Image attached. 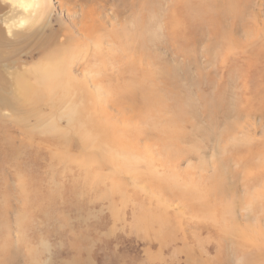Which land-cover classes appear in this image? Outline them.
Returning a JSON list of instances; mask_svg holds the SVG:
<instances>
[{
	"label": "rangeland",
	"instance_id": "1",
	"mask_svg": "<svg viewBox=\"0 0 264 264\" xmlns=\"http://www.w3.org/2000/svg\"><path fill=\"white\" fill-rule=\"evenodd\" d=\"M45 2L0 0V264L264 263V245L240 241L253 228L264 242V169L246 164L249 147L264 158V2L242 21L220 0ZM52 54L67 72L55 86L37 70ZM134 78L160 86L159 126L173 119L184 142L162 148L143 126L122 96ZM122 133L127 144L109 139ZM135 143L145 154L131 161L122 149ZM214 174L226 195L162 188L206 190Z\"/></svg>",
	"mask_w": 264,
	"mask_h": 264
},
{
	"label": "bare ground",
	"instance_id": "2",
	"mask_svg": "<svg viewBox=\"0 0 264 264\" xmlns=\"http://www.w3.org/2000/svg\"><path fill=\"white\" fill-rule=\"evenodd\" d=\"M43 1V0H42ZM211 2L212 1H214V3L213 4H215V2L216 1H218V0H210ZM221 2V4L222 3H224L223 5V9L221 10V11H227V14L228 13H230V12H232V11H238L237 12V15L240 17L241 16V21L243 20V18H245V16H247V14L249 13V11H260L261 10V6L263 5V2H264V0H220ZM218 3V2H217ZM44 4H46V2H45V0H44ZM46 8V7H45ZM215 10V9H214ZM252 13H254V12H252ZM256 13V12H255ZM260 13V12H259ZM234 15V14H233ZM259 15V14H258ZM254 16V15H253ZM250 17H252V16H250ZM255 17V16H254ZM249 19H247V21H248ZM254 20V19H253ZM250 21H252V19L250 20ZM254 22V21H253ZM257 22V21H256ZM255 22V23H256ZM241 24H243L244 26H246V21H243V22H241ZM249 25V24H248ZM247 27V26H246ZM246 27H244L245 29H246ZM250 29V28H249ZM218 30V29H217ZM241 30V29H240ZM247 30V29H246ZM256 30V29H255ZM259 30V29H258ZM251 31V30H250ZM249 31V32H250ZM260 31V30H259ZM261 31L264 33V27H262V29H261ZM223 34H224V37L226 38V40H228V38L230 37V35H229V33L228 32H226L225 31V33L224 32H222ZM244 33V32H243ZM247 34V33H246ZM250 34V33H249ZM253 34V33H252ZM258 34V33H257ZM259 35V34H258ZM262 35V34H261ZM264 35V34H263ZM222 36V35H221ZM255 37V36H254ZM254 40V39H253ZM257 40V39H256ZM109 45V49H110V51H112L113 50V48L115 47H112V44L111 43H109L108 44ZM64 49V48H63ZM71 49V48H70ZM65 50H66V48H65ZM60 52H63L64 53V51L63 50H59ZM68 51V50H67ZM59 52V53H60ZM69 52V51H68ZM67 52V53H68ZM113 52V51H112ZM71 53V52H70ZM74 53V52H73ZM84 53V52H83ZM61 54V53H60ZM87 54V53H86ZM85 54V55H86ZM62 55V54H61ZM52 56H54L55 58H51L52 59V62L51 63H49V64H47V66H45V67H39L37 70L39 71V73H40V75L42 76V80H43V84H49L48 82L49 81H52V84H50L51 86H55L57 83L59 84V83H61V84H63V80H64V78H65V76L67 75L66 73V70L65 69H63V67L62 66H60V63L62 62L61 61V59L63 60V58L61 57V56H58V55H54V54H52L50 57H52ZM67 56V55H66ZM66 56H65V58H66ZM70 56V55H69ZM75 57V56H74ZM67 60H70L68 57H67ZM71 61V60H70ZM48 63V62H47ZM157 67V66H156ZM155 67V68H156ZM130 71V70H129ZM37 72V71H36ZM163 73V74H162ZM161 74V76H164V69H159V75ZM141 76V75H140ZM135 77V76H134ZM142 77V76H141ZM171 77H172V75H171ZM66 78H67V76H66ZM163 79V78H162ZM167 79V78H166ZM171 79V78H170ZM41 80V81H42ZM66 80V79H65ZM135 82L133 83V85H131V86H133V87H131V89L132 90H127V91H125L126 93H124V94H122V96H124V97H128V96H130L131 97V99H132V102H130V105H131V107H132V109L134 110V112H136L137 114H138V116H139V119L140 120H142L141 122L143 123L144 122V124H143V126L146 124V127H148V129L149 130H151V131H149L151 134H152V136H153V138L154 139H157V141H159L160 139L163 141V146H162V148L164 147L165 148V145H168L169 143H170V141H178V140H181V139H183V142H184V139H185V137H187L188 135L186 134V133H184L185 131H183L181 128H179V126L175 123V121L173 120V119H168L167 120V123H165V125H160L159 126V123H162L160 120H161V111H163V101H165V100H163L164 98H163V96L164 95H162V93L160 92L161 90H159V92H157V88H159L160 86H158L157 84V88H156V90L155 89H152V87H153V81H152V85H151V82L149 83V82H145L146 80H143V79H140L139 80V85L137 86V88H140V91L136 88V80L138 81V79H136V78H134L133 79ZM128 81V80H127ZM67 82V81H66ZM160 82V81H159ZM54 84V85H53ZM160 84V83H159ZM154 86H155V84H154ZM154 88V87H153ZM136 89H137V91H136ZM137 92V93H136ZM163 92V91H162ZM165 94V93H164ZM173 95V94H172ZM97 96V95H96ZM172 97V96H171ZM173 97H174V95H173ZM120 99H123L122 97H120ZM174 99V98H173ZM230 99V98H229ZM175 100V99H174ZM231 100V99H230ZM173 101V100H172ZM166 102V101H165ZM168 102V101H167ZM166 102V103H167ZM170 102V101H169ZM168 102V103H169ZM174 102V101H173ZM176 102V101H175ZM172 103V102H171ZM181 103H183V102H181ZM175 104V103H174ZM177 104V103H176ZM182 106V105H181ZM193 106V105H192ZM172 107H174V109H175V106H172ZM232 107V106H231ZM83 108V107H82ZM180 108V107H179ZM185 108V107H184ZM193 108V107H192ZM84 109V108H83ZM176 109H178L177 107H176ZM85 110H87V109H85ZM179 110V109H178ZM180 111H181V109H180ZM261 111H262V109H261ZM178 112V111H177ZM131 113H132V110H131ZM173 113V112H172ZM228 113V112H227ZM262 113H264V111H262ZM128 114V113H127ZM121 115V114H120ZM222 115V114H221ZM128 116H129V114H128ZM177 116V115H176ZM169 117V116H168ZM174 117V116H173ZM172 117V118H173ZM178 117V116H177ZM108 118V117H107ZM116 119V118H115ZM127 119V118H126ZM181 119V118H180ZM118 120H119V118H118ZM118 120L116 121V122H118ZM139 120V121H140ZM182 120V119H181ZM127 121H129V120H127ZM226 121V120H225ZM109 122V121H108ZM110 122H112V121H110ZM119 122H120V120H119ZM132 122V121H131ZM130 122V123H131ZM135 122V121H134ZM150 122H152L153 124H151ZM190 122V121H189ZM193 122H195V121H193ZM104 123L105 122H102L101 124L102 125H104ZM122 123H123V121H122ZM130 123H129V125H130ZM175 123V124H174ZM185 123V122H184ZM106 124H107V122H106ZM111 124V123H110ZM109 124V126L111 127V125ZM121 124V123H120ZM124 124V123H123ZM133 124H135V123H132L130 126H134V127H136V128H138L137 126H138V124L135 126V125H133ZM141 124V123H140ZM211 124V123H210ZM142 125V124H141ZM196 125V124H195ZM228 125V124H227ZM108 126V125H107ZM211 126V125H210ZM116 127H117V125H116ZM120 128V127H119ZM206 128V127H205ZM210 128V127H209ZM226 128V127H225ZM106 130H107V128H105ZM105 129H103L101 132H106L105 131ZM146 129L147 128H145V127H143V131H141V129H139L140 130V132L142 133V134H144L145 132H147L146 131ZM194 129H195V127H194ZM196 129H198V128H196ZM228 129V128H227ZM137 129H135V128H133L132 129V131L133 132H135ZM198 131H200L199 129H198ZM87 132V131H86ZM119 132V131H118ZM117 132V133H118ZM123 132V131H122ZM128 132V131H127ZM131 132V131H130ZM139 132V131H138ZM140 132H139V134L138 135H140ZM193 132H195V131H193ZM201 132V131H200ZM208 132V131H207ZM211 132V131H210ZM212 132H213V130H212ZM88 133V132H87ZM191 134V133H190ZM202 134V133H201ZM200 134V135H201ZM203 134H205V133H203ZM208 134V133H207ZM219 134V133H218ZM123 135L126 137L127 135H128V133L125 135V134H123L122 133V135H116V134H109L108 136H109V139L112 141V143H115V144H118V143H121V144H124L125 142H126V140L125 139H123ZM194 135H195V133H194ZM199 135V134H198ZM210 135V134H209ZM82 136H84L86 139L88 138V139H90L89 138V136H88V134H83ZM190 136H192V135H190ZM189 136V137H190ZM195 136H197V134L195 135ZM203 136V135H202ZM251 137V136H250ZM216 138H217V135H216ZM119 139H120V141H119ZM137 139V138H136ZM192 139V138H191ZM190 139V140H191ZM198 139V138H197ZM91 140V139H90ZM101 140V139H100ZM106 141H107V138L105 139ZM138 140V139H137ZM188 140V139H187ZM187 140H185V141H187ZM195 140V139H194ZM102 141V140H101ZM164 141L166 142V143H164ZM103 142V141H102ZM136 142V141H135ZM197 141H195V143H196ZM88 142H85L84 141V145H86ZM90 143V142H89ZM137 143H139V142H137ZM154 143H156V142H154ZM157 143H159V142H157ZM188 143H190V142H188ZM114 144V145H115ZM125 144H127V143H125ZM151 144V143H150ZM160 144V143H159ZM181 144H184V143H181ZM180 144V145H181ZM104 145V144H103ZM106 145V144H105ZM140 145V144H139ZM264 145V144H263ZM170 146H172V145H170ZM178 146H179V144H178ZM194 146V145H193ZM109 147V146H108ZM112 147V146H111ZM127 147H129V146H127ZM141 147V146H140ZM140 147L139 146H137L136 145V143L135 144H133L131 147H129L130 148V150H128V148L126 149V150H124V149H122V151H123V154H126V153H129V155L130 156H132V157H134L131 161H133V160H137L138 161V155H140V154H143L144 153V151H143V149L141 150L140 149ZM156 147V146H155ZM196 146H194L193 148H195ZM246 147H248L247 145H246ZM258 147V146H257ZM99 148H100V145H99ZM125 148V147H124ZM144 148H147V147H144ZM154 148V147H153ZM184 148V147H183ZM186 148V147H185ZM148 149H149V147H148ZM187 149H188V147H187ZM190 149H191V146H190ZM195 149H197V148H195ZM106 150V149H105ZM157 150H159V149H157ZM178 150V149H177ZM183 150V149H182ZM263 150V149H262ZM110 151V150H109ZM175 151V150H174ZM179 151V150H178ZM232 151V150H231ZM261 151V150H260ZM98 152H100L99 150H98ZM103 152V151H102ZM115 152V150H112V151H110L109 153V155H111V156H115V157H119L116 153H114ZM151 152V150L149 151V152H147V153H150ZM176 152V151H175ZM189 152V151H188ZM202 152V151H201ZM136 155H134V154ZM177 153V152H176ZM192 153V152H191ZM193 153H195V152H193ZM258 153H259V147L257 148V149H255L254 148V152H253V149L251 148V147H249V150H248V154H247V161H246V164H247V168H252V169H261L262 168V170L264 169V158L263 157H261V158H258V159H256V161H252L251 159H250V157H251V155L253 156V154L254 155H258ZM108 154V153H107ZM145 154V153H144ZM151 154V153H150ZM180 154V153H179ZM98 155L99 156H95V160H99V159H103V157L102 156H100L101 155V153H98ZM128 155V156H129ZM184 155V154H183ZM237 155V154H236ZM84 156V155H83ZM186 156V155H185ZM227 156V155H226ZM234 156V155H233ZM105 157V156H104ZM184 157V156H183ZM257 157V156H256ZM106 158V157H105ZM125 158V157H124ZM145 158V157H144ZM143 158V159H144ZM181 158V157H180ZM180 158H177V159H180ZM227 158H228V156H227ZM151 159V158H150ZM122 160V159H121ZM130 160V159H129ZM217 160V159H216ZM227 160V159H226ZM114 161H115V159H114ZM120 161V160H119ZM136 161V162H137ZM219 161V160H218ZM218 161H216L217 163H219ZM230 161V160H229ZM228 161V162H229ZM91 162V161H90ZM121 162V161H120ZM130 162V161H129ZM215 164H216V162L215 161H213ZM225 162V161H224ZM244 162V161H243ZM98 163V162H97ZM115 163V162H114ZM126 163V162H125ZM145 163V162H144ZM227 163V162H226ZM233 163V162H232ZM106 164V163H105ZM109 164V163H108ZM120 164H122V163H120ZM162 164H163V162H162ZM178 164V163H177ZM223 165H224V163H222ZM221 164V165H222ZM110 165V164H109ZM115 165H116V163H115ZM128 165V164H127ZM148 165V164H147ZM213 165V164H212ZM105 166V165H104ZM112 166H113V164H112ZM119 166V165H118ZM122 166V165H121ZM218 166H219V164H218ZM127 166H125V168H126ZM130 167V166H129ZM108 168V167H107ZM214 168H215V166H214ZM221 168V167H220ZM225 168V167H224ZM228 168H229V166H228ZM165 169H167V168H165ZM226 169H227V167H226ZM226 169L224 170V171H226ZM240 169V168H239ZM223 170H221L222 172V174H223ZM120 171V170H119ZM128 171H130V170H128ZM116 172V171H115ZM131 172V171H130ZM212 172V171H211ZM214 172V171H213ZM227 172H229L228 171V169H227ZM241 172V171H240ZM239 172V173H240ZM215 173H216V170H215ZM217 173H219V174H221L220 172H217ZM216 173V174H217ZM224 173H226V172H224ZM247 174H248V176L249 177H251V173H248V172H246ZM134 174V173H133ZM216 174H214V176L216 175ZM218 174V177H217V175H216V180L214 181V185L212 186H210V187H208V189H204V190H202L201 189V191H199L198 190V188L195 186V185H189L190 186V188H187V185H184V191H182L181 190V188H179V187H177L176 185V183H175V181L173 182H171L170 184L171 185H163L162 186V188H167V189H169V190H171V191H173V193H177V194H175V195H181V196H185V197H187L188 198V200L191 202V200L193 201L194 199H202V198H204V197H207L208 196V192L210 191V189H213V188H215L216 189V192L217 193H220V194H224V195H226V191L228 190L227 189V186L226 185H224V181H226L225 180V178L224 177H222V175H219ZM230 175L229 176H231V173H229ZM135 175V174H134ZM228 175V174H227ZM154 176V175H153ZM224 176V175H223ZM232 176H234V175H232ZM247 176V175H246ZM228 177V176H227ZM158 178V177H157ZM229 178H231V177H229ZM234 178V177H233ZM252 178H255V176H254V174L252 173ZM113 179V178H112ZM158 179H162V177L161 178H158ZM232 179V178H231ZM245 179V178H244ZM114 181V180H113ZM112 181V182H113ZM153 181H154V178H153ZM111 182V183H112ZM115 182V181H114ZM246 182V181H245ZM250 182H252V181H250ZM209 183H212V182H209ZM226 183V182H225ZM235 183V182H234ZM227 184H228V182H227ZM248 184V183H247ZM229 185H233L234 186V184H230L229 183ZM245 185V184H244ZM248 185H250V184H248ZM179 186V185H178ZM232 186V187H233ZM235 187H237V186H235ZM243 187V186H242ZM254 187V186H253ZM192 188H195V189H192ZM207 188V187H206ZM248 188V187H247ZM214 189V190H215ZM229 189H230V186H229ZM233 189V188H232ZM236 189V188H235ZM247 190V189H246ZM230 191V190H229ZM229 191H228V193H229ZM256 191V190H255ZM197 193V194H196ZM227 193V194H228ZM236 193V192H235ZM219 194V195H220ZM231 194V193H230ZM229 194V195H230ZM228 195V196H229ZM232 195V194H231ZM258 195H259V197L261 196V197H264V187H263V189H261V191L258 193ZM177 196V197H178ZM222 196V195H221ZM257 196V195H256ZM222 197H225V196H222ZM221 197V198H222ZM182 198V197H181ZM254 200V199H253ZM249 201H251V200H249ZM260 202V201H259ZM202 204H204V202L203 203H201V205ZM221 204H223V202L221 203ZM220 204V205H221ZM226 204L228 205V203H224L223 204V210H226L227 209V206H226ZM247 204H249V203H247ZM211 205V204H210ZM238 205V204H237ZM255 206H256V204H255ZM204 207V209H205V211L208 213V211H209V207L206 205V206H203ZM239 208H240V206H239ZM202 210V209H201ZM204 211V210H203ZM258 213V212H257ZM263 212H261V214H262ZM217 214H219V213H217ZM241 215V214H240ZM254 216V215H253ZM263 216H264V214H263ZM256 217H257V215H256ZM257 220H258V218H257ZM262 220V219H261ZM262 222H263V220H262ZM256 224L258 223V222H255ZM262 224V223H261ZM226 225H230V224H226ZM234 225V224H233ZM263 225V224H262ZM223 226V225H222ZM224 227V226H223ZM253 227V226H252ZM263 227V226H262ZM225 228V227H224ZM229 228H231V230H233L234 231V227L232 228V225L231 226H229V227H227V229H229ZM244 228V227H243ZM217 230V229H216ZM226 231V230H225ZM219 232V231H218ZM264 231H262V233H263ZM223 233V232H222ZM226 233H227V231H226ZM227 234H229V233H227ZM222 236H223V234H221ZM262 236V235H261ZM263 237H261V238H259V237H257L256 236V232H255V229H253V228H251V229H249V230H246V232L245 233H242L241 234V237H240V241H242V246H246V247H249L250 245L251 246H262V245H264V242H263V239H262ZM225 239H226V237H225ZM229 239V238H228ZM223 243V242H222ZM228 243H230L229 241H228ZM221 245V244H220ZM229 246V245H228ZM217 247H219L220 248V246H217ZM216 247V248H217ZM224 247V246H223ZM222 248V247H221ZM230 249V248H229ZM261 250V249H260ZM220 252V251H219ZM259 252V251H258ZM219 254V253H218ZM221 254V253H220ZM219 254V255H220ZM231 254V253H230ZM217 257H219V256H217ZM216 257V258H217ZM223 257H225V256H223ZM222 257V258H223ZM245 258V257H244ZM221 259V258H220ZM222 260V259H221ZM224 260V259H223ZM227 261V260H226ZM219 262V261H218ZM222 262V261H221ZM220 262V263H221ZM247 262H250L251 264H264L262 261H261V257L259 256V254H257V255H254V256H250L249 258H246L244 261H242V264H246Z\"/></svg>",
	"mask_w": 264,
	"mask_h": 264
}]
</instances>
